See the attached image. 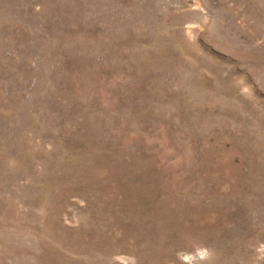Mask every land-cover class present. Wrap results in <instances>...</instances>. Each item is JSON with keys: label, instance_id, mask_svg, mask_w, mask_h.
<instances>
[{"label": "rangeland", "instance_id": "1", "mask_svg": "<svg viewBox=\"0 0 264 264\" xmlns=\"http://www.w3.org/2000/svg\"><path fill=\"white\" fill-rule=\"evenodd\" d=\"M0 264H264V0H0Z\"/></svg>", "mask_w": 264, "mask_h": 264}]
</instances>
